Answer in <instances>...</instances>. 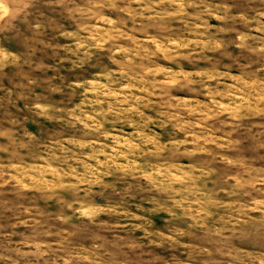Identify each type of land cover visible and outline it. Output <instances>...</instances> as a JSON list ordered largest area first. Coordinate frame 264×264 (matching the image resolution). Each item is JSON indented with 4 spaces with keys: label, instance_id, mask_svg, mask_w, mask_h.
<instances>
[{
    "label": "rangeland",
    "instance_id": "374dc122",
    "mask_svg": "<svg viewBox=\"0 0 264 264\" xmlns=\"http://www.w3.org/2000/svg\"><path fill=\"white\" fill-rule=\"evenodd\" d=\"M14 7L0 20V133L35 141L33 162L47 150L78 177L93 175L89 161L107 148L102 138L150 131L145 142L157 151L129 143L123 162L97 176L87 195L74 185L62 195L25 191L0 163V254L35 244L47 248L45 259L20 254L18 264H63L69 250L83 253L76 264H177L178 244L166 234L188 241L189 252L217 245L229 224V241L264 236V103L245 111L235 99L248 81L264 85V0H16ZM10 52L17 63L8 62ZM123 79L140 84L142 111H122ZM174 185L202 194L207 216L170 206ZM74 203L82 204L79 215L68 214ZM0 264L11 262L0 255Z\"/></svg>",
    "mask_w": 264,
    "mask_h": 264
},
{
    "label": "clouds",
    "instance_id": "9594fccd",
    "mask_svg": "<svg viewBox=\"0 0 264 264\" xmlns=\"http://www.w3.org/2000/svg\"><path fill=\"white\" fill-rule=\"evenodd\" d=\"M16 0H0V20L7 21L11 18L12 13L15 10ZM3 9H7L8 16L4 15ZM17 54L10 52L8 56V62L10 64L17 63ZM257 84L256 81H248L246 89H240L239 93L235 95V99L239 101L237 107H241L243 110H247L253 104L264 103V85L259 88L254 87ZM140 84L134 80L123 79L121 80L117 92L123 104L122 111L127 114H131L137 111H142L136 104V98L140 94ZM253 92L256 94L253 95ZM42 107V106H40ZM219 107L224 108V101L221 100ZM215 111L207 113L209 119L216 115ZM4 146V159L0 161L3 163L4 169L8 172L10 179L22 178L24 185L27 187L25 191H35L38 188H45L49 194L62 195L64 193V186L74 185L78 188L82 195H87V189L91 186L92 181L97 177H103L105 171L109 169L110 165L114 166L115 161L123 162V154L128 151V144L138 146L136 150L142 153L156 152L157 147L155 144H149L145 142V138L151 135L150 131L145 132V136L141 137L137 135L135 138H129L128 140H120L117 142L112 139L102 138L101 144H106L107 148L100 155H97L95 159L89 161L91 163L94 173L92 176L78 177L76 175H69V167L67 164H61L59 161L52 160L49 157L47 150H41V160L33 162L31 160V153L36 146V142L30 139H17L11 132L5 134L0 133V136H5ZM33 137L37 134L32 133ZM113 136L119 135V133L113 132ZM183 138V136H181ZM162 143H169L168 140H162ZM65 147L68 145L65 143ZM56 155H63L58 149H54ZM87 155H92V150H87ZM153 162L163 163V157L159 161L155 157L152 158ZM36 163L39 165L36 171H28L26 169L28 165ZM75 167L76 161H70ZM179 163L188 164L190 161L181 160ZM51 168L54 170L53 173H47L46 170ZM42 170L46 173L41 179ZM144 171H151L150 169H144ZM177 175L181 174L176 171ZM27 176H34L39 183H34L32 180L27 179ZM59 177V179H58ZM147 184L146 181H144ZM261 186H264V178L258 182ZM173 195L174 201H170V206L175 203H180L183 207H188L196 210V215L207 216L211 209L208 208L206 198L197 193L195 190L190 189L186 185H174ZM39 195L40 193L37 192ZM224 195H227V190ZM261 206H264V201L259 202ZM100 208L106 205L103 202L98 201ZM256 207V204H252L249 207L248 215H251L252 208ZM82 210L81 203H74L73 207L69 209V215H79ZM85 219H89L85 217ZM243 219V217H242ZM97 222H103L104 215L101 213L100 216L96 217ZM232 236L231 224L225 226V228L216 233L217 245L209 246L203 245L198 246L196 251L189 252L185 249L184 245L189 243L188 241L178 240L175 235L166 234V238L172 240L178 244L173 255L176 257L177 264H197L198 260H207L208 257L215 259H221L225 264H264V236H250L247 239L235 238L229 241V237ZM20 254L32 255L34 258L39 257V260L43 261L49 254L46 247L43 245L39 248L35 244L31 246H25L22 249H10L6 254V258L11 264H18L17 256ZM83 255V253H77L73 250L65 251L60 259L63 264H76V256Z\"/></svg>",
    "mask_w": 264,
    "mask_h": 264
}]
</instances>
